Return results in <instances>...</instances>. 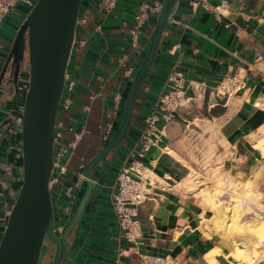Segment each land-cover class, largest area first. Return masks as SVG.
Here are the masks:
<instances>
[{
    "label": "crops",
    "instance_id": "0c3cea01",
    "mask_svg": "<svg viewBox=\"0 0 264 264\" xmlns=\"http://www.w3.org/2000/svg\"><path fill=\"white\" fill-rule=\"evenodd\" d=\"M151 1L107 0L104 7L105 0L82 1L80 15L85 21L74 39L84 45L72 52L67 64L76 86L74 105L66 117L76 127L83 124L86 132L69 155L63 187L74 182L71 179L79 169L103 146L117 98L155 28L153 18L141 27L140 50L133 52V17L141 3ZM11 16L14 21L9 28L4 26L7 18L0 28V71L19 24L18 16ZM172 70L182 75V98L173 118L162 123L161 147L152 148L140 160L150 186L136 208L140 237L134 246L119 234L111 190ZM233 78L240 88L229 95L218 94L221 82ZM2 103L0 110L10 109ZM10 114L17 118L15 111ZM263 128L264 0H176L136 96L128 130L109 155L80 218L67 234L63 264H142L143 255L167 258L172 264H221L220 254L210 255L219 246L210 234L215 233L211 205L217 200L229 203L234 191L243 200L248 192L251 201H241V206L249 209L240 220L264 216V155L254 146L264 139ZM253 135L255 140L250 141ZM71 140L66 134V141ZM1 179L0 238L12 206L11 198L4 197ZM80 188L74 192L64 225L72 224L71 210ZM214 188L219 189L217 196ZM231 237L237 247L251 249L240 235ZM229 264L238 263L231 259Z\"/></svg>",
    "mask_w": 264,
    "mask_h": 264
},
{
    "label": "water",
    "instance_id": "95a60500",
    "mask_svg": "<svg viewBox=\"0 0 264 264\" xmlns=\"http://www.w3.org/2000/svg\"><path fill=\"white\" fill-rule=\"evenodd\" d=\"M82 1L36 0L19 25L0 71V86L7 73L12 76L14 89L13 97L4 103L0 88V101L8 108L17 103L21 108L19 118L12 124V132L0 140V148L5 145L12 149L8 156L18 147L17 155L1 166L5 168L1 172L4 176L1 181L12 195L13 203L0 238V264L64 263L67 234L80 218L109 155L128 130L136 96L152 65L176 2L163 0L150 40L143 47L120 95L103 146L79 169L81 188L72 206V224L65 225L63 234L56 237L53 234V206L48 189L53 127L71 46L82 19ZM14 117L12 115L13 120ZM7 137L10 139L5 143ZM218 261L229 264L231 258L226 260L220 256Z\"/></svg>",
    "mask_w": 264,
    "mask_h": 264
},
{
    "label": "built area",
    "instance_id": "2783aa9c",
    "mask_svg": "<svg viewBox=\"0 0 264 264\" xmlns=\"http://www.w3.org/2000/svg\"><path fill=\"white\" fill-rule=\"evenodd\" d=\"M36 0H0V28L6 18L10 15L18 16L19 25L25 16L31 11ZM163 0H152L151 2L141 3L133 17L131 29L130 47L133 52L140 50L139 31L141 27L151 18L157 19L161 12ZM111 5L107 3L106 9ZM22 12H17V8ZM26 11V13H24ZM81 19L78 24L84 22ZM18 29V28H17ZM84 45L82 40H73L70 56L72 52ZM70 58V57H69ZM182 75L174 70L167 78L165 89L160 93L150 114H148L141 127L133 147L126 154L120 166L111 190V207L114 212L119 228V234L127 243L137 246L140 237V225L136 220V208L148 196L150 180L147 169L141 163V159L152 149L161 147L162 142V123L168 122L173 118V114L180 106L182 98ZM76 79L66 70L64 74V85L58 105L57 116L53 127V155L52 166L49 175L48 189L51 195L53 206V234L59 237L64 232L63 217L68 214L70 205L74 199V192L81 183L79 172L76 180L67 187H63L62 180L67 172V162L71 151L75 148L76 142L85 134L86 129L83 124L78 127L68 123L66 117L74 105V89ZM240 88L234 78L230 81L221 82L218 86V94L229 95L232 91ZM94 96L91 98L93 99ZM120 98V97H119ZM117 98V104L119 101ZM86 108L82 110L83 113ZM85 117V114H84ZM161 125V128L158 125ZM110 128V126H109ZM109 131V130H108ZM108 133V132H107ZM66 134L72 136L70 142L66 141ZM107 136V134H106ZM106 136L104 140L106 139ZM13 199V198H12ZM57 222V223H56ZM131 250V249H128ZM142 264H172L167 258H157L150 256H140ZM257 264L261 261L253 258Z\"/></svg>",
    "mask_w": 264,
    "mask_h": 264
},
{
    "label": "bare ground",
    "instance_id": "6f19581e",
    "mask_svg": "<svg viewBox=\"0 0 264 264\" xmlns=\"http://www.w3.org/2000/svg\"><path fill=\"white\" fill-rule=\"evenodd\" d=\"M264 131V128L262 129ZM257 139V138H256ZM255 140V135L251 136L250 137V141H254ZM256 143V142H255ZM254 144V143H253ZM256 148L260 149L261 150V153L264 155V139L261 141V142H258L254 145ZM179 163V162H178ZM219 185L218 182L216 183V186ZM215 186V184H214ZM218 187V186H217ZM218 188H214V196H217L216 194H218ZM210 191V190H209ZM235 196H236V199H240V197H238L235 193ZM234 196V197H235ZM251 197V194L248 193V192H245L243 194V201H249L251 200L250 199ZM215 198V197H214ZM219 199V198H218ZM240 203V202H239ZM239 203H237V201H235V204L233 203L232 206H233V209L236 210V209H240L241 212H246L248 211L249 208L247 207H243L240 205H238ZM231 206V204H229L228 202L226 203L225 201L224 202H221L219 200H217V202H213L212 205H211V209L213 211V225H214V231L215 233L212 234V239L215 241V242H218L219 246L217 248H215L212 252H210V255H213V254H220L221 256H223L224 259L228 260L229 258L232 259L233 261V257H232V249L233 247L235 246H232V249L230 250V252L228 251V249L225 247V243H226V239H227V235H226V232L225 230L222 228V225L219 223V221L221 220L222 218V215L224 213V210L226 209V207L228 206ZM256 216V215H255ZM263 221V231L260 232V237L258 235L255 234L254 231H251L250 234H248V238L250 240V243L253 244L254 246V251L258 250V253L257 255H253L252 254H248L246 253L245 251L243 252V254L239 257L240 259V262L242 264H257L256 261L253 259V258H257L258 260H260V256H262L261 254L264 253V219L262 220ZM211 222V221H210ZM212 224V223H211ZM208 230V229H207ZM211 231V230H210ZM241 232V231H240ZM209 234V235H210ZM220 234V235H218ZM239 234V232L237 233ZM241 234V237H242V234L243 233H240ZM224 243V244H223ZM235 249H238L237 246L234 247ZM263 249V250H262ZM224 250H227V253H224L223 254V251ZM213 258V256H212ZM262 261V260H260ZM239 264V263H238Z\"/></svg>",
    "mask_w": 264,
    "mask_h": 264
},
{
    "label": "rangeland",
    "instance_id": "374dc122",
    "mask_svg": "<svg viewBox=\"0 0 264 264\" xmlns=\"http://www.w3.org/2000/svg\"><path fill=\"white\" fill-rule=\"evenodd\" d=\"M17 12H22V10L18 7L17 8ZM14 19L13 17L10 15L7 17V21L5 23V28H9V25L11 23H13ZM75 181L76 178H72L71 181ZM219 185H221L220 183V180L217 181ZM4 190H5V193H4V197H8V198H11V204H12V196L10 193H9V190L8 188H6V186H4ZM218 193H219V190H218ZM235 191L233 192V196H232V199L230 200L229 204L231 203H234L235 204V201H237V203H239L238 205L241 204V201L243 200H240V199H236V196H235ZM9 194V196H8ZM235 196V197H234ZM7 199H5L6 201ZM251 201V200H249ZM248 200L246 202H249ZM9 200L6 201L7 204H9ZM242 205V204H241ZM247 207V206H246ZM247 212V211H246ZM243 212L240 211V209H236L234 210L233 209V206L229 205L228 207H226V209L224 210V213L222 215V218L221 220L219 221V223L222 225V228L225 230L226 232V235H227V239H226V242L229 241L228 244L234 246L235 243H234V240L232 239V235H235L239 232V234L237 235H240V233H243L242 234V238H244L246 240V243L248 245H250V250L248 251L247 249H241L238 247V249H235L234 246L233 249H232V257L234 259V262H237L239 264H242L240 262V259L239 257L243 254V252L245 251L246 253L248 254H252L253 255H257L258 253V250L254 251V246L253 244L250 243V240L248 238V234H250L251 231H254L256 235H258L260 237V232L263 231V219H264V216L263 217H255L254 220H245L244 222H242L240 220V215L242 214ZM64 217H63V221L61 219V222L64 223ZM57 223V222H56ZM241 231V232H240ZM225 247L228 249V245L226 244ZM263 250V249H262ZM223 254H224V251H223ZM262 256H260V260H262L259 264H264V253L261 254Z\"/></svg>",
    "mask_w": 264,
    "mask_h": 264
},
{
    "label": "flooded vegetation",
    "instance_id": "af4514ba",
    "mask_svg": "<svg viewBox=\"0 0 264 264\" xmlns=\"http://www.w3.org/2000/svg\"><path fill=\"white\" fill-rule=\"evenodd\" d=\"M11 77L12 76H9L7 73L4 75L3 79L1 80V90L3 92V102L6 103L7 101H9L12 97H13V92H14V89H13V84H11ZM17 96L19 95V91L17 92L16 94ZM4 108H8L7 105L4 106ZM9 109V108H8ZM17 114V118H19V113L21 111V108L20 106L16 105H12L10 107L9 110H5V109H1L0 110V140H2L6 134L8 132H12V124L16 122V118L13 120L12 116H11V112H14ZM14 122H13V121ZM8 127L10 129H8ZM10 138L7 137L6 138V141L5 143L7 142V140H9ZM7 145V144H6ZM18 148V147H17ZM17 148L13 149L12 153L8 156V153L10 150H12L10 147H5V145H3L1 148H0V178L4 179V176L1 175V172H2V169H5V168H2V164H6L7 162H9V158H12L14 156L17 155ZM5 175V173H4ZM1 227V226H0Z\"/></svg>",
    "mask_w": 264,
    "mask_h": 264
},
{
    "label": "trees",
    "instance_id": "16d2710c",
    "mask_svg": "<svg viewBox=\"0 0 264 264\" xmlns=\"http://www.w3.org/2000/svg\"><path fill=\"white\" fill-rule=\"evenodd\" d=\"M24 13H26V11Z\"/></svg>",
    "mask_w": 264,
    "mask_h": 264
}]
</instances>
